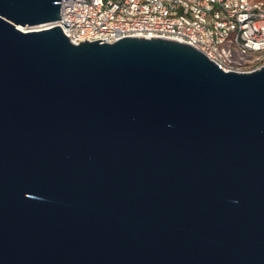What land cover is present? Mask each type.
Returning a JSON list of instances; mask_svg holds the SVG:
<instances>
[{"label":"water","instance_id":"obj_1","mask_svg":"<svg viewBox=\"0 0 264 264\" xmlns=\"http://www.w3.org/2000/svg\"><path fill=\"white\" fill-rule=\"evenodd\" d=\"M60 8L0 0V264H264V66Z\"/></svg>","mask_w":264,"mask_h":264},{"label":"built area","instance_id":"obj_2","mask_svg":"<svg viewBox=\"0 0 264 264\" xmlns=\"http://www.w3.org/2000/svg\"><path fill=\"white\" fill-rule=\"evenodd\" d=\"M71 42L160 36L187 42L225 70L264 66V0H61ZM67 21L70 27H65Z\"/></svg>","mask_w":264,"mask_h":264},{"label":"rangeland","instance_id":"obj_3","mask_svg":"<svg viewBox=\"0 0 264 264\" xmlns=\"http://www.w3.org/2000/svg\"><path fill=\"white\" fill-rule=\"evenodd\" d=\"M33 28H36V27H33ZM27 29H32V28H27Z\"/></svg>","mask_w":264,"mask_h":264}]
</instances>
